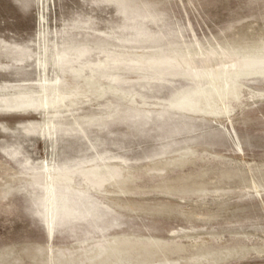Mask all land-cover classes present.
I'll use <instances>...</instances> for the list:
<instances>
[{"label":"rangeland","instance_id":"1","mask_svg":"<svg viewBox=\"0 0 264 264\" xmlns=\"http://www.w3.org/2000/svg\"><path fill=\"white\" fill-rule=\"evenodd\" d=\"M119 1L128 8L149 4L160 13L156 22L143 24L161 37V46L198 51L264 40V0H0V86L37 81L35 53L60 43V35L69 42L104 30L111 43L116 36L131 39L134 30L121 31L126 20ZM16 44L32 56L22 62L7 57L5 50ZM186 82L179 76L132 81L144 96L135 99L147 103L136 106L150 112L138 111L126 98L118 101L109 90L101 98L92 95V101L63 111L65 122L101 109L112 117L83 130L66 125L51 136L32 126L44 118L41 110L0 108V264H51L60 247L75 250L84 237L92 241L120 233L169 242L153 248L162 250L154 253L161 260L169 257L155 264H264V81H244L239 100L218 116L160 108ZM104 101L108 108L101 107ZM100 156L130 173L126 190L115 184L106 186L105 195L91 190L95 208L87 218L55 225L49 237L38 199L43 191L30 185L31 175L43 184L44 164L100 163ZM77 175L74 186L80 188ZM156 255L151 260H160Z\"/></svg>","mask_w":264,"mask_h":264},{"label":"bare ground","instance_id":"2","mask_svg":"<svg viewBox=\"0 0 264 264\" xmlns=\"http://www.w3.org/2000/svg\"><path fill=\"white\" fill-rule=\"evenodd\" d=\"M148 5L142 4L140 7H135V5V8L132 6V8H128L121 5L119 1L118 6L125 14L126 20V24L121 25V31L134 30L131 39L116 36V43H111L106 32L99 30L98 35H86L87 37L82 40L70 41L69 39V42H65L63 36L60 35V39H62L60 43H54L51 47L46 45L40 47V51L35 53V66L39 69L40 78L34 83L2 84L0 86V91L3 92L0 95L1 110H41L40 113L44 114V118L34 121L32 126H41L45 130L43 131L51 136L57 130H66L68 126L74 124L81 130H83V126L88 127L96 123L104 124L105 119L112 116L111 113L103 112V109L94 113L86 112L80 119L74 118L72 120L74 122H65L66 116L62 113L66 110L70 111L86 101H92L90 99L92 95L93 99L104 97L107 90L112 93L111 95H116L118 101V97L126 98L129 103L135 105L138 111L150 112L149 108L142 109L147 104L145 100L142 99L141 102H138L135 99L137 95L144 98L136 93L131 85V82L136 79L166 80L167 77L177 76L185 79L187 81L185 86L174 91L167 99V103L159 106L189 115L190 113H201V116L203 113L216 115L230 111L233 102L239 100L242 86L245 85L244 81L247 79L264 81V40L256 44L251 43L246 47L233 44L221 46L220 44L219 48H215L213 45L209 49L202 50L200 48L198 51L190 50L188 45L179 47L169 43L167 46H161L159 44L161 37L154 33L150 34L144 29V19H152L156 22V18L160 14ZM126 11L130 12L129 14L132 13L130 17L126 16V14L128 15ZM84 27L91 28L90 24ZM126 42L130 45L126 46ZM3 44L7 45L4 42ZM11 46L13 45L11 44ZM11 49L12 51H10ZM11 49L5 50V53L7 57L16 62H22L25 58L32 56V52L26 47L16 44ZM6 66L9 67V63ZM49 69L54 75L51 78L48 77ZM85 98L86 100H84ZM136 104L142 107H138ZM116 106L119 108L120 105ZM101 107L108 108L109 106H106V102H102ZM118 108L116 113L120 115ZM163 112L161 111L160 114ZM84 136L87 137L85 131ZM189 152L192 151H186L179 158L182 159ZM100 160V163L90 161L85 164L76 163L58 168L55 165L44 164L47 179L43 184L39 182L37 175H31L30 185L33 188L40 187L43 191L40 197H35H39L38 199L44 203V217L49 237H52L55 225H63L68 219L87 218V214L89 215L95 208L91 201V190L102 195L107 185L115 184L118 189H124V186L127 185L130 173L122 174V170L118 166L108 164L102 156H100ZM76 173L82 180L80 188L74 186ZM134 188L136 187L133 186ZM79 205H83L82 210ZM106 207L111 209L107 204ZM79 210L86 214L78 215L76 212L81 213ZM160 243L165 247L169 246V242H159L158 239L149 237L145 239L131 238L127 233L113 234L109 237L102 236L101 239L92 241L84 237L77 242L75 250L60 247L56 254H53L51 264H155L156 261L168 262L169 257L167 258L163 253L161 254L164 257L163 260L156 255L161 253L159 252L160 248L158 252L157 248L153 249L155 246H161ZM143 251L149 253V258L145 252L142 254ZM160 251L162 250L160 249ZM155 252L157 253L154 254ZM144 254L150 260L147 261ZM154 255L160 260H151L154 259ZM143 256L145 258H141Z\"/></svg>","mask_w":264,"mask_h":264}]
</instances>
